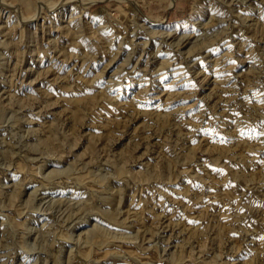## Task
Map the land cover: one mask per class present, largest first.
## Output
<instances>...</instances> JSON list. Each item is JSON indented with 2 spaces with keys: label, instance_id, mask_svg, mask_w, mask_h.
Returning a JSON list of instances; mask_svg holds the SVG:
<instances>
[{
  "label": "rangeland",
  "instance_id": "obj_1",
  "mask_svg": "<svg viewBox=\"0 0 264 264\" xmlns=\"http://www.w3.org/2000/svg\"><path fill=\"white\" fill-rule=\"evenodd\" d=\"M0 264H264V0H0Z\"/></svg>",
  "mask_w": 264,
  "mask_h": 264
}]
</instances>
